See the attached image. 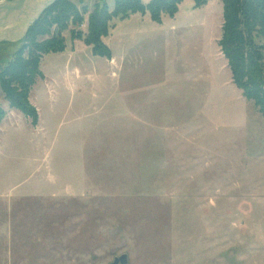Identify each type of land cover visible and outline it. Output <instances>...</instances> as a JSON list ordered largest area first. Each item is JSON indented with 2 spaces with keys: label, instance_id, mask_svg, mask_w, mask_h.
<instances>
[{
  "label": "rangeland",
  "instance_id": "obj_1",
  "mask_svg": "<svg viewBox=\"0 0 264 264\" xmlns=\"http://www.w3.org/2000/svg\"><path fill=\"white\" fill-rule=\"evenodd\" d=\"M69 1L86 14L40 38L65 50L41 58L37 125L0 90V264H264V118L232 83L221 1L111 18L110 59L79 36L114 0Z\"/></svg>",
  "mask_w": 264,
  "mask_h": 264
},
{
  "label": "trees",
  "instance_id": "obj_2",
  "mask_svg": "<svg viewBox=\"0 0 264 264\" xmlns=\"http://www.w3.org/2000/svg\"><path fill=\"white\" fill-rule=\"evenodd\" d=\"M183 0H114V8L108 11L105 2L96 4L88 15L86 32L79 36L91 48L95 57L110 59V49L102 42L107 36L111 18H127L133 13L149 12L153 22L160 23L161 15L173 17ZM223 6L222 36L219 41L221 53L227 60L232 83L242 95L252 101L264 118V0H219ZM195 7L207 0H194ZM100 5V6H98ZM86 14L84 10L83 14ZM83 14L69 0H57L44 11L21 41L20 48L0 68V90L12 109L19 111L31 124L38 123L36 108L29 101V93L37 78H43L39 69L41 58L48 53L65 50L62 38L40 41L50 35L53 27L66 29L68 23L80 24ZM0 107V123L5 118Z\"/></svg>",
  "mask_w": 264,
  "mask_h": 264
},
{
  "label": "water",
  "instance_id": "obj_3",
  "mask_svg": "<svg viewBox=\"0 0 264 264\" xmlns=\"http://www.w3.org/2000/svg\"><path fill=\"white\" fill-rule=\"evenodd\" d=\"M57 0H0V43L17 42L25 37L46 9ZM104 1V0H101ZM125 264L126 256L114 264Z\"/></svg>",
  "mask_w": 264,
  "mask_h": 264
},
{
  "label": "crops",
  "instance_id": "obj_4",
  "mask_svg": "<svg viewBox=\"0 0 264 264\" xmlns=\"http://www.w3.org/2000/svg\"><path fill=\"white\" fill-rule=\"evenodd\" d=\"M6 116V115H5ZM5 120V118L2 120V122ZM2 122L0 123V125L2 124Z\"/></svg>",
  "mask_w": 264,
  "mask_h": 264
}]
</instances>
